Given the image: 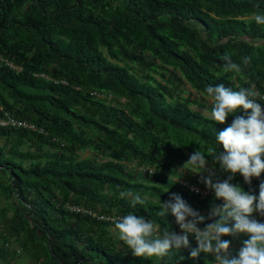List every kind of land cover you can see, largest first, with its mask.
<instances>
[{
    "label": "trees",
    "instance_id": "16d2710c",
    "mask_svg": "<svg viewBox=\"0 0 264 264\" xmlns=\"http://www.w3.org/2000/svg\"><path fill=\"white\" fill-rule=\"evenodd\" d=\"M258 12L264 0H0V108L44 130L0 128V180L7 182L0 187L15 201L0 260L18 257L11 246L17 235L33 264H215L214 253L191 258V234L190 248L171 261L136 257L111 221L87 212H132L163 226L156 212L172 194L204 216L223 204L214 191L195 194L180 181L208 189L184 165L199 147L220 151L216 133L234 118L219 124L201 112L211 114L208 85L252 86L264 105ZM225 53L251 63L225 73ZM80 152L91 155L80 159ZM215 169L217 180L227 178ZM261 182L264 173L251 185L240 174L232 181L257 196ZM122 190L140 193L146 204L133 208ZM167 222L180 233L175 217ZM243 239L232 240L230 255Z\"/></svg>",
    "mask_w": 264,
    "mask_h": 264
},
{
    "label": "clouds",
    "instance_id": "9594fccd",
    "mask_svg": "<svg viewBox=\"0 0 264 264\" xmlns=\"http://www.w3.org/2000/svg\"><path fill=\"white\" fill-rule=\"evenodd\" d=\"M253 19L264 25V13H255ZM223 71L239 74L251 63V57L244 56L238 64L232 55L225 53ZM205 93L211 98V119L219 124L226 123L229 116L234 117L231 124L216 133V142L221 150L208 147L196 149L186 161L185 166L194 173L207 172L202 177L205 186L214 191L216 199L223 204L214 205L208 216L194 210L180 194L160 202L156 216L162 218L164 225L155 220L129 212L119 217H102L110 220L118 231L119 240L136 257L159 258L171 261L181 249L190 248L189 235L197 242L191 248L190 256L198 258L201 252L214 253L215 264H264V223L254 218V213L264 216V182L259 185L258 196L245 191L239 184L232 183L236 174L251 185L253 178L264 173V105L258 102L259 93L254 87H240L233 90L224 84L208 85ZM243 111V115H238ZM206 157L212 158L213 167H208ZM226 174V179L213 183L215 168ZM119 197L128 199L134 208L145 205V198L132 190L120 191ZM175 217L180 233L170 229L167 217ZM211 221L205 223V221ZM200 224L205 226L201 229ZM247 236L235 255H230L232 240ZM231 237V239H223ZM183 259V257H181ZM178 264V262H177Z\"/></svg>",
    "mask_w": 264,
    "mask_h": 264
},
{
    "label": "rangeland",
    "instance_id": "374dc122",
    "mask_svg": "<svg viewBox=\"0 0 264 264\" xmlns=\"http://www.w3.org/2000/svg\"><path fill=\"white\" fill-rule=\"evenodd\" d=\"M187 89L190 92L194 93V91L189 86H187ZM201 112L211 117V114L208 110L202 109ZM3 144H4V140L0 139V145H3ZM90 155H91L90 152H80V159L89 158ZM208 167L212 168L213 166L210 163H208ZM215 171H216V175L213 176V180H217L218 179L217 176H219V172L216 169ZM195 174L203 176V177L208 176L207 172L195 173ZM0 184H4L5 186L7 185V182L6 180L4 181V179H2L0 180ZM203 190L206 192L209 191V189H203ZM14 202H15L14 199L13 198L10 199L9 196L6 194L5 190L2 187H0V234L1 233L4 234L5 231H11L13 218L15 216V210L13 209L11 205ZM113 232L115 234L114 235L115 237L119 236L118 231L116 229H113ZM19 240H21V238L18 239L17 235L11 238V246L14 249V251L16 252H18V250L20 251V254L18 255V257L15 260H12L11 264H33V261L30 259V257L26 256L24 252L22 251V248L19 244ZM0 241H2L1 238H0ZM0 264H5V263H3L0 260Z\"/></svg>",
    "mask_w": 264,
    "mask_h": 264
},
{
    "label": "built area",
    "instance_id": "2783aa9c",
    "mask_svg": "<svg viewBox=\"0 0 264 264\" xmlns=\"http://www.w3.org/2000/svg\"><path fill=\"white\" fill-rule=\"evenodd\" d=\"M11 68L13 69H18L16 68L14 65L10 64V63H7ZM262 100L264 101V95L262 96ZM0 128L2 129H17V130H26V131H33V132H38L41 134L44 133V130L43 129H39L37 126H35L33 123L29 122V121H26V120H21L19 118H16L14 117L13 115H11L9 112L5 111L3 108H0ZM141 171L143 172H149L150 174H155V171H153L152 169H149V168H141L140 169ZM180 184L182 187L190 190L192 193H195V194H200V195H208L210 193V191H204L203 189H201L200 187L198 186H194V185H190L189 183L181 180L180 181ZM72 211H75V212H82L83 210L80 209V208H71ZM86 212V211H85ZM89 213L90 215L98 218L100 221L103 220V221H110V220H107V219H102V217H105V216H98L97 214H94L93 212H87ZM2 245V241H0V246Z\"/></svg>",
    "mask_w": 264,
    "mask_h": 264
}]
</instances>
